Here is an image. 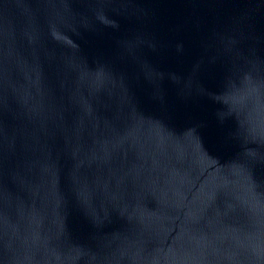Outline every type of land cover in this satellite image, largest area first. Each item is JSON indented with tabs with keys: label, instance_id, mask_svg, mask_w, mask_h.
Listing matches in <instances>:
<instances>
[{
	"label": "water",
	"instance_id": "water-1",
	"mask_svg": "<svg viewBox=\"0 0 264 264\" xmlns=\"http://www.w3.org/2000/svg\"><path fill=\"white\" fill-rule=\"evenodd\" d=\"M0 264H264V0H0Z\"/></svg>",
	"mask_w": 264,
	"mask_h": 264
}]
</instances>
